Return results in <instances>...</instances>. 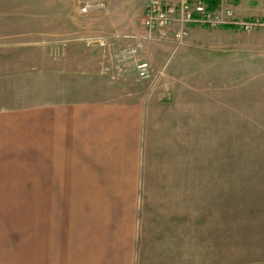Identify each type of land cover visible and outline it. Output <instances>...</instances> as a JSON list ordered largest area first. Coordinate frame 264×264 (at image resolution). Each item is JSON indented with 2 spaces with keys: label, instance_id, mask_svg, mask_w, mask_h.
I'll use <instances>...</instances> for the list:
<instances>
[{
  "label": "rangeland",
  "instance_id": "1",
  "mask_svg": "<svg viewBox=\"0 0 264 264\" xmlns=\"http://www.w3.org/2000/svg\"><path fill=\"white\" fill-rule=\"evenodd\" d=\"M204 1L262 24L194 25L176 42L147 36L149 0H0V110L146 100L142 167L180 170V215H263L264 0ZM78 36L102 64L80 61L84 47L67 42ZM141 61L149 77L137 73Z\"/></svg>",
  "mask_w": 264,
  "mask_h": 264
},
{
  "label": "crops",
  "instance_id": "2",
  "mask_svg": "<svg viewBox=\"0 0 264 264\" xmlns=\"http://www.w3.org/2000/svg\"><path fill=\"white\" fill-rule=\"evenodd\" d=\"M148 104L0 110V264H264V213L180 215V170L142 167Z\"/></svg>",
  "mask_w": 264,
  "mask_h": 264
},
{
  "label": "built area",
  "instance_id": "3",
  "mask_svg": "<svg viewBox=\"0 0 264 264\" xmlns=\"http://www.w3.org/2000/svg\"><path fill=\"white\" fill-rule=\"evenodd\" d=\"M229 14L228 10L227 15L215 13L208 8L204 0H177L174 3L164 0H149L143 24L145 32L150 38L167 39L171 37L176 42L185 40L189 29L194 25L218 27L232 24L250 29L262 24L259 20L233 21L232 18H227ZM136 69L141 77L150 76V64L147 61L138 62Z\"/></svg>",
  "mask_w": 264,
  "mask_h": 264
},
{
  "label": "trees",
  "instance_id": "4",
  "mask_svg": "<svg viewBox=\"0 0 264 264\" xmlns=\"http://www.w3.org/2000/svg\"><path fill=\"white\" fill-rule=\"evenodd\" d=\"M218 2H220V0H213V1H210V4L211 5H215L217 4ZM213 7V6H211ZM224 28H236V26L232 25V24H226L223 26Z\"/></svg>",
  "mask_w": 264,
  "mask_h": 264
}]
</instances>
